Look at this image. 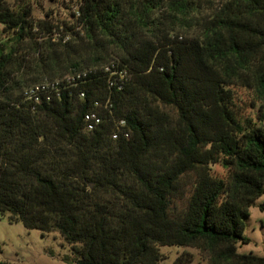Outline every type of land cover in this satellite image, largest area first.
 <instances>
[{"label":"trees","instance_id":"16d2710c","mask_svg":"<svg viewBox=\"0 0 264 264\" xmlns=\"http://www.w3.org/2000/svg\"><path fill=\"white\" fill-rule=\"evenodd\" d=\"M71 16L0 0L1 214L58 232L72 264H162L164 246L264 264L238 250L264 195V0H78Z\"/></svg>","mask_w":264,"mask_h":264},{"label":"rangeland","instance_id":"374dc122","mask_svg":"<svg viewBox=\"0 0 264 264\" xmlns=\"http://www.w3.org/2000/svg\"><path fill=\"white\" fill-rule=\"evenodd\" d=\"M13 8H17L23 1L31 2L35 18H46L52 13L55 23L59 21L71 22V12L78 6V0H8ZM0 28H2L0 26ZM240 96L247 98L249 92L239 90ZM247 113H251L248 112ZM213 173L220 177H227L228 171L220 164L213 165ZM264 195L258 198L250 208V216L246 220L245 235L250 239L248 243H239L240 253H254L264 256ZM0 219V264H72L62 259V255L70 254V249L58 232L42 236L38 229H29L21 222H10L8 215ZM49 249L55 251L52 255ZM184 250L194 254L192 264H207L200 251L196 248L178 246H164L162 251L167 259L162 264H172L175 258Z\"/></svg>","mask_w":264,"mask_h":264},{"label":"built area","instance_id":"2783aa9c","mask_svg":"<svg viewBox=\"0 0 264 264\" xmlns=\"http://www.w3.org/2000/svg\"><path fill=\"white\" fill-rule=\"evenodd\" d=\"M92 117H96L95 115H92ZM0 219H2V215H0Z\"/></svg>","mask_w":264,"mask_h":264}]
</instances>
